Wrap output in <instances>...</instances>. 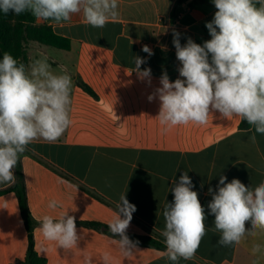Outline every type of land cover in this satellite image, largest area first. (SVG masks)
<instances>
[{
    "label": "crops",
    "instance_id": "obj_1",
    "mask_svg": "<svg viewBox=\"0 0 264 264\" xmlns=\"http://www.w3.org/2000/svg\"><path fill=\"white\" fill-rule=\"evenodd\" d=\"M117 10L118 18L103 28L86 24L82 13L60 24L34 17L36 25H49L55 34L68 38L71 46L68 51L55 48L60 53L51 56L48 46L30 44L26 69L30 71L43 53L55 74H63L60 66H64L72 79L70 127L53 143L33 141L20 157L34 223V251L45 264H76L68 255L76 253L81 243L89 253L111 250L114 264H264V231L256 230L239 244L221 246L215 217L207 207L212 199L209 188L215 193L222 175L227 177L226 183L235 178L252 189L264 183V134L256 133L252 125L242 126L239 117L226 118L211 109L204 125H178L162 133L156 118L159 99L148 100L161 87L162 74L167 73L170 82L183 79L174 32L180 34L181 46L189 38L201 46L211 39L206 23L217 11L214 3L118 0ZM145 45L153 55L142 51ZM137 56L146 60L141 71L151 69L150 83L135 70ZM78 80L94 95L81 89ZM253 135L255 143L250 139ZM184 172L207 216V234L192 259L172 262L161 255L166 249L139 246L126 257L111 244L115 239L83 226L84 222L108 225L125 194L136 206L127 233L166 245L161 234L166 226L163 210L173 201L171 189ZM9 187L0 184V191ZM52 200L61 206L49 209ZM64 211L75 217L81 237L77 249L66 250L49 242L42 252V236L36 231L40 219L43 215L58 217ZM246 229L251 230L250 222ZM255 245L261 246V252L254 255ZM27 250L17 196L12 191L0 194V264H23Z\"/></svg>",
    "mask_w": 264,
    "mask_h": 264
},
{
    "label": "clouds",
    "instance_id": "obj_2",
    "mask_svg": "<svg viewBox=\"0 0 264 264\" xmlns=\"http://www.w3.org/2000/svg\"><path fill=\"white\" fill-rule=\"evenodd\" d=\"M213 3L217 11L206 23L211 39L201 46L189 38L181 46L180 34L174 32L176 57L182 65L178 71L183 79L170 82L167 73L162 74L161 87L148 100L159 99L156 118L162 133L178 125H204L211 109L226 118L239 117L254 126L256 133L264 134V0ZM117 9L118 0H0V12L5 15L29 12L39 21L60 24L82 13L85 23L94 28L115 21ZM142 51L154 54L147 45ZM40 55L30 71L8 52L0 59V184L16 183L14 169L29 144L38 139L53 143L72 123L71 76L64 66H60L63 74H55L47 55ZM134 62L138 75L150 83L151 69L140 70L146 60L137 56ZM250 139L255 143L256 136ZM226 180V176L220 177L215 193L209 188L212 199L207 205L215 217L214 228L221 234L218 243L225 247L239 244L247 235H255L256 230L264 231V183L252 189L239 179ZM193 187L184 172L171 189L173 201L163 210L166 226L161 234L166 252L161 255L172 262L192 259L207 234L205 208ZM58 206L56 200L48 204L52 210ZM135 211L136 206L122 194L108 222L112 235L119 238L111 244L126 257L139 244L127 235ZM246 222L251 223V230L246 229ZM39 225L36 231L42 236V252L49 242L66 250L77 249L81 237L75 217L67 211L58 217L43 215ZM252 252L260 253L261 246L255 245ZM114 261L111 250L101 253L100 264ZM83 264H93V258L84 256Z\"/></svg>",
    "mask_w": 264,
    "mask_h": 264
},
{
    "label": "trees",
    "instance_id": "obj_3",
    "mask_svg": "<svg viewBox=\"0 0 264 264\" xmlns=\"http://www.w3.org/2000/svg\"><path fill=\"white\" fill-rule=\"evenodd\" d=\"M193 1L213 3V0ZM32 43L63 51H68L71 46V41L68 38L55 34L49 25H36L34 23V16H32L29 12L20 15L13 13L5 15L3 12H0V59H2L5 52H8L15 59H17L18 63H23L27 68L29 62L28 46ZM77 85L88 94L94 95L92 90L82 81L78 80ZM242 126L248 127L249 124L247 121L242 120ZM14 171L16 183L8 189L0 191V194L12 191L16 194L18 199V206L27 231L28 239V250L23 264H45V259L39 257L34 251L32 235L34 223L27 207L20 161H18ZM83 226L93 229L111 239H119L118 237H114L112 235L108 225L98 222H84ZM127 235L133 241H139V247L152 248L159 251L166 249V245L164 243L159 242L154 238L145 236L140 237L129 233H127Z\"/></svg>",
    "mask_w": 264,
    "mask_h": 264
},
{
    "label": "rangeland",
    "instance_id": "obj_4",
    "mask_svg": "<svg viewBox=\"0 0 264 264\" xmlns=\"http://www.w3.org/2000/svg\"><path fill=\"white\" fill-rule=\"evenodd\" d=\"M47 49H49V54H51V56H55L56 53H58V54L60 53V52H58V50H56L55 48H52V47H49ZM86 255L91 256L93 258V263L100 264V255L101 254L89 253L86 250V247L83 243L79 244V247H78V250L76 253H72L71 255H68V257H69V261L72 263L83 264V258ZM130 256H132V255H130ZM67 260H68V258H67Z\"/></svg>",
    "mask_w": 264,
    "mask_h": 264
}]
</instances>
